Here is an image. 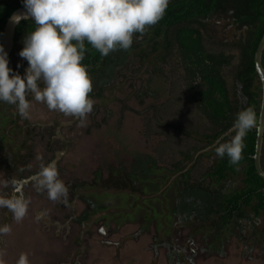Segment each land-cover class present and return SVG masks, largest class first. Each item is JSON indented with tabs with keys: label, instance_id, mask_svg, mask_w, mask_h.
Wrapping results in <instances>:
<instances>
[{
	"label": "rangeland",
	"instance_id": "rangeland-1",
	"mask_svg": "<svg viewBox=\"0 0 264 264\" xmlns=\"http://www.w3.org/2000/svg\"><path fill=\"white\" fill-rule=\"evenodd\" d=\"M20 3L0 0V11ZM246 12L245 0H219L208 18L171 26L163 44L152 40L151 26L134 33L126 59L112 52L106 66L87 68L93 111L84 117L49 110L32 95L28 118L0 102V198L15 180L28 202L20 222L0 209V225L11 228L0 237L4 264H17L21 253L29 264H264L263 216L246 207L227 224L220 217L224 197L243 186L241 167L222 181L209 175L215 146L235 131L213 136L247 105L240 75L253 26L241 20ZM34 28L19 26L9 57L22 76L19 52ZM209 74L227 88L222 109L203 95ZM115 148L154 158L161 188L109 166ZM52 160L67 186L55 200L33 179Z\"/></svg>",
	"mask_w": 264,
	"mask_h": 264
},
{
	"label": "clouds",
	"instance_id": "clouds-1",
	"mask_svg": "<svg viewBox=\"0 0 264 264\" xmlns=\"http://www.w3.org/2000/svg\"><path fill=\"white\" fill-rule=\"evenodd\" d=\"M168 4L169 0H23L26 9L23 18L35 24L34 30L24 35V46L19 52L27 61V68L23 76L15 72L0 44V102L15 105L23 118L29 116V95L46 104L49 110L77 117L91 113L92 81L82 63L85 41L101 56L118 49L127 50L133 44V34H143L147 27L157 24ZM20 19L13 17L16 22ZM257 121L253 108L242 109L233 124L235 134L215 146L217 157L227 156L230 164H238L245 147L244 138L257 127ZM33 179L51 199L67 193L55 160L42 164ZM10 183L12 193L8 198H0V209H6L20 222L27 213L28 202L16 186L17 181ZM10 231V226L0 225V237ZM0 264H4L3 259ZM17 264H29L27 254L21 253Z\"/></svg>",
	"mask_w": 264,
	"mask_h": 264
},
{
	"label": "trees",
	"instance_id": "trees-1",
	"mask_svg": "<svg viewBox=\"0 0 264 264\" xmlns=\"http://www.w3.org/2000/svg\"><path fill=\"white\" fill-rule=\"evenodd\" d=\"M247 8L246 14L241 18L243 22H246L253 26L252 36L248 43L246 62L240 75L241 82L243 83V93L247 97V105L243 108H253L258 117L259 108L261 105V84H256L257 72L254 64V53L257 48L258 42L264 32V0H245ZM24 6L23 3L4 8L0 11V44L2 42V35L5 22L12 11L18 7ZM219 6V0H169L168 7L163 18L152 27V40L158 45L163 44L166 40V34L168 29L182 22H190L199 18H208L214 13ZM31 22L33 27L34 22L31 20H23L16 28L15 41L18 34V28L21 24ZM184 38V39H183ZM181 39L184 44H188L187 40L190 39L189 34L181 35ZM86 52L82 63L86 65L88 70L93 71L97 67L106 66L111 60V55L117 53L122 55L120 59H126L128 55L127 50H115L110 52L107 56H101L100 53L94 49L87 41H85ZM11 55V54H10ZM10 57V56H9ZM262 64L264 66V51L262 56ZM207 90L204 96H207L210 105L222 109V104L227 103L228 94L227 88L223 79L217 74H209ZM202 95V94H201ZM221 99L223 103H218ZM217 101V102H215ZM234 121L227 122L223 125L220 132L213 136V141L218 135L234 124ZM256 128L251 129L244 138L245 147L242 152V159L238 164L233 165L229 163L228 157L223 159L219 158L213 165L209 175L216 181H222L230 173L236 172L237 167H241L243 173V186L226 195L220 208V217L223 222L227 224L235 215L242 214L243 209L248 207L255 217L262 215L264 218V179L259 176L255 169L253 155L255 153L256 143ZM109 144L114 149L116 140V134H109ZM108 141V139H107ZM126 150L115 148V151L111 153V156L107 163L109 166L115 167V171L119 172L123 170L129 179L132 180H144L146 183L153 181V190H159L161 188L162 180L160 178L159 169L154 158L149 155L136 152L129 157L125 156ZM116 165V166H115ZM157 179V180H155ZM155 180V181H154ZM160 181V182H159ZM102 209V208H100ZM87 216V215H86ZM264 230V223H263Z\"/></svg>",
	"mask_w": 264,
	"mask_h": 264
},
{
	"label": "water",
	"instance_id": "water-1",
	"mask_svg": "<svg viewBox=\"0 0 264 264\" xmlns=\"http://www.w3.org/2000/svg\"><path fill=\"white\" fill-rule=\"evenodd\" d=\"M25 14H26V9L24 8V6L18 7L12 11V13L8 16L5 22L1 44H3L9 56L14 48L16 28L20 24V22L26 20L23 18ZM14 16H19L21 17V19L18 22H16L13 20ZM263 51H264V32L258 42L253 57L257 76L261 84V96H260L261 105L258 112L257 127H254L256 128L257 135H256L255 153L253 155V159L257 173L259 174V176H261L264 179V168L261 164L262 144L264 139V66L262 64ZM232 131H234L233 125H231L224 132H222V134L218 137L217 140L228 135Z\"/></svg>",
	"mask_w": 264,
	"mask_h": 264
}]
</instances>
